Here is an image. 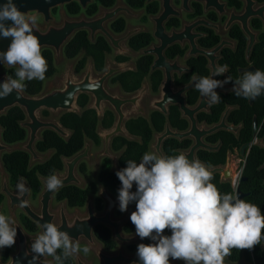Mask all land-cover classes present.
Here are the masks:
<instances>
[{"label":"flooded vegetation","instance_id":"1","mask_svg":"<svg viewBox=\"0 0 264 264\" xmlns=\"http://www.w3.org/2000/svg\"><path fill=\"white\" fill-rule=\"evenodd\" d=\"M206 1H207V4L209 3L213 4V0H206ZM170 2H171L173 11L178 13V15L171 14L169 18L164 22L163 27L165 30V34L167 36H172L173 33L179 34L178 41L168 46V48L163 51V56L165 60L171 65L176 64L177 66L176 69H173L171 71H166L164 68L156 67V62L158 61L157 50L161 46V41L156 37V31H157L156 19L159 18L163 13L164 0H145L144 6L139 9H135L132 6H130V4L128 3V0H115L114 5L111 7H105L104 5L100 3V0H92V3L89 4L86 9L82 8L79 3L74 2V3H77L81 9V12L76 15H73L68 11V8L74 3H71L64 7H58L51 11V17L54 20V25L59 26L62 24L64 17L70 21L80 20L82 18L86 19L87 21H93L101 17L104 12H112L115 9H117L119 6L125 7L129 9L133 15L128 16L125 13L119 14L114 20L106 24V30L111 34L112 38L115 40H121V39H124L125 37H128L129 35L131 36L128 38L126 42L121 43L120 45L121 50H120L116 48L112 44L111 40L108 39L107 36L101 32L95 36V39L93 41L91 40V33L89 30H82V31L77 32L74 35V37L69 41L67 46L71 43V41L79 33L85 32L88 35L89 42L93 45L97 43L99 38H103L108 44L110 48V52H107L105 54L103 69L101 71H98L95 67L93 58L87 56L85 52L80 53L76 58L70 59L65 55V49H64L63 57H66L68 60H71V61L77 60V63L75 67H71L68 70L65 77L57 84L55 83V84L48 85V82H52L54 78L56 77V74H57L56 63H60V62H57L55 52L52 49L42 50L41 51L42 55H43V52L45 51H49L52 53L56 73H54L53 76L49 78H45L43 80V88H42V91L38 95L30 96L25 92V90H22V92L26 96L30 98H38L42 96L46 91H48L50 87H58L61 84V82L64 79H66L70 71H72V78L75 81H80L84 78V76L87 74L89 69H92V75L94 79L101 78L104 75L108 74L109 69H114V70H119V71L116 72L113 76H111L107 80L106 85H105L106 90L112 95L117 94L121 99H124V100L133 99L138 96H140L141 98L137 104L138 109H136L132 104H128L124 107L123 112L125 115V119H124L123 125L121 126L122 133H117V134H114L116 130L118 129L117 124L119 122V115L117 111L114 108H112V106L109 105L108 103H104L102 105V109L100 113L93 106L95 103L94 96L89 93H81L77 96L74 112H63L58 117H56L51 111L43 110L40 113V118L43 121H53V122L58 123L66 131V133L68 134V137L66 138L62 137L58 133L52 130L41 131L40 140L35 143L34 149L36 153L44 159L42 161L33 162L32 156L29 153L21 149L22 146H25L27 144L28 139H29V131L27 129L22 128V124L28 122V118L25 112L23 111V109L19 107H15V108L21 109L26 117V120L20 124L21 128L26 131V139L24 141L17 143V144H13V145L6 143L3 138L4 128L2 127L0 123V127L3 130V133L0 135L3 144L8 145L14 149L13 152L3 153L0 157V195L3 197V201L0 205V214L5 215V211H7L6 215L11 217L15 221V224L13 226L17 228V236L15 238L16 243L12 247H5L4 250L2 251V263L3 264H8L12 256L18 252L21 240H24V238L27 241H30L31 239H36L37 235L43 232V228L41 227V224L38 221H35L34 219H32L24 207L12 205V200L9 194L13 196H17L19 199H21L22 197L18 195L17 187L12 184L11 176L4 163V157L14 152L26 153L30 158L29 165H28V172L33 171L39 166H43L47 164L48 161L51 159V157L54 155V150H49L48 152H45V153H41L38 150V145L39 143L43 141L45 132L51 131L57 134L61 139L65 140L66 142H69L74 135L73 130L64 128L60 123L61 117L65 114H74V115L82 117L88 111L94 112L96 116V120L98 122L97 128H96V135L98 136L99 144H96L91 138L84 135L82 150L71 158H63L62 170H58L55 172L59 178L61 179L66 178L67 170H68L66 162L73 161L76 157L83 154L86 151L87 147L89 146V157L79 162V164L76 167L75 176H76L78 183H72V184L63 186L52 195V200L49 206V212L55 216L54 224L56 226H59L61 224V220H62L61 213L63 211L67 220L71 221L72 224H75L76 227L78 228L81 227L80 229H82L85 236H83L78 241L80 245L86 244V246L90 248L91 254L97 258V262H98L97 264H140L139 258L137 256V246L141 243L146 244V245L155 243L154 241L148 238L141 240V238L136 235L135 226L130 221L131 213L136 211L135 202L130 203L128 210L126 212L119 211V206L111 208V206L109 205L108 199H111L117 202L118 196L112 190H110L109 187H106L101 183L100 173L103 170L104 166L106 167V164H108L109 166L108 171L110 174L115 175L117 171L122 169L120 165V161L123 155L125 154V152L127 151V146H123L119 149H116L115 148L116 141L123 139L127 141L128 143L141 144L142 143L141 139L137 136L132 135L129 132L128 124L132 121L143 119L147 121V123L152 128V116L155 113L161 114L166 119V123L164 126V130L161 133L154 131L152 141L148 147V152H156L155 147L158 143V137L166 133L167 125H169L172 131L174 132H178V133L188 132L190 129L191 123L188 119L184 118V114L180 110L179 106L169 105L167 107L168 115H165L160 110L154 108L153 104L155 101H159L163 98V89L168 80V77H170V80L172 82L173 92H177L185 87H190L191 85H193V82L198 79L197 75L193 73V70L190 67V62L193 60H197L200 58L205 59L207 61V69L209 71V77H212L213 70L211 69V61L207 59L206 57L201 56L200 54H197V52H195L194 50L193 45H195L196 48L200 51L212 52L221 44L222 41H226L230 43V45L227 48H225L223 51H221L218 54L219 60H217L216 66H221L220 63L223 60V54L226 51L235 53L237 50V42L231 38V33L233 32L235 28H238L242 32L244 37L246 38L245 59H246V62L250 64L254 50L256 46L260 43V38L264 36V21L260 17L252 18L249 22V27L253 33L257 34V38H256L257 43L255 44L251 52V55H250V60L248 61L247 60V49H248L249 40L246 34L244 33V31H242L240 24L233 23L230 25V28L227 27V23L230 19L229 13L235 12L236 15H240L244 12L245 3L242 0H221L222 4L227 5L226 6L227 13L221 14V15L216 8L211 7V6L207 7L206 4L202 2L201 0H170ZM255 2L257 3L258 6H261L264 4V2L261 3L259 0H255ZM237 3L239 4V6L237 5ZM93 5H96L98 10L96 14H94L93 16H89L88 10ZM185 5H187V8L185 7ZM150 6L158 7V10L155 14H150L148 12V9ZM38 17L41 21L37 22L36 26H38L42 30H45L47 27L45 18L41 15H38ZM120 20H122L125 23V28L122 32L118 33L114 31L113 25L117 21H120ZM130 21L139 22V23L134 26L132 25V23L130 24ZM200 21H204L205 23L213 27H218L219 30H217L216 28H209L205 24H202V23L199 24L198 27L193 28L191 30L190 27ZM255 22L260 23L261 27L256 28L254 24ZM174 23H177V25H175ZM189 28L191 30L190 32L187 31V29ZM135 31H138V32H135ZM142 35L150 36L152 41L146 47L140 50L133 49L131 47V42L134 39ZM212 36H217L220 39L218 45H216L213 48L204 47V44L208 43V41L212 39L211 38ZM175 48L178 49L181 53L177 54L174 57H170L169 56L170 51ZM112 53L115 54L116 64H111L108 61V56ZM82 55L83 57L80 58ZM143 58H151L152 60L149 72L146 76L142 78L140 87L136 91L127 92L122 86V84L117 79L123 75L126 76V75L137 74L139 72L138 64L140 60ZM84 59L86 60L85 67L81 71H79L78 65L80 61ZM0 67H3L6 70V73L0 74V77L10 76V73L16 70L17 68V67H13L11 69H8L5 64H0ZM251 67L252 66H249L248 68H251ZM248 68L240 69L239 74H241L240 73L241 70H246ZM228 72H229V69H227L226 75L225 76L222 75L221 77H226ZM157 73L161 75V83L158 88V91L155 92L153 89V76ZM186 77H191L190 82H188L187 84L178 85V82L183 80ZM217 77L219 76H214V79H216ZM129 80H131L130 77H129ZM129 83L131 84V82ZM224 86H229V85H224ZM193 91H197L195 89V83H194V87L192 86V89H190L184 94L186 104L190 109H195L199 105L202 99L201 94L199 92V97H198L196 104L192 106L189 105L188 95ZM217 94L225 95L221 93H217ZM81 97L88 98V103L85 107H81L79 105V99ZM216 105L208 106V112L203 111L202 113L196 116V120L198 122L199 127H203V126H206L207 128L212 127V126L207 125L206 123H200L199 117L201 114H210L212 108L215 107ZM228 107H236V106H228ZM228 107H226L224 113L226 112ZM172 108H176L180 114L181 120L186 121L188 123V129L186 131H178L174 129L172 125L170 124L169 117H170V111ZM11 110L7 111L6 114L0 115V121H1V118L7 116ZM44 112L49 113V116L44 117L43 116ZM108 113H110L113 117L112 125L103 124ZM50 115L56 118L57 121L51 120L49 118ZM112 134L114 135L110 136V138L107 139V137ZM207 139H206V143H208ZM107 140H109L108 154H106ZM169 141H177L179 143H182L184 141L191 142L190 148L186 150H178L179 154L189 152L190 149L194 145V142L191 139H184L182 141H180L179 139H169V140H166L161 146V152L164 155H166L164 151V146ZM219 143L222 144V142H219ZM218 144L216 145L209 144V145L217 146ZM95 149L98 151L95 152ZM200 152H204V151H199L196 154L197 159H199L198 154ZM248 152H250V150L246 152V155L248 154ZM235 153H239L240 159L243 161L242 166L239 170V171H242V175H243V171H244L243 169L245 168L247 159L241 157V150L240 152H235ZM231 155L233 154L228 155L227 160L231 159L230 158ZM91 166H93L94 168L93 174L90 173ZM82 169H84V172ZM4 177H6L5 185H4ZM36 177L41 186L40 191L38 192V194L34 195L30 184L25 179L26 187L30 189V192L26 193L25 195H27L26 196V200L28 202L27 206L30 208V210L35 215H40L42 213V207H43L42 202H41L42 197L47 192L46 179H45L46 176H42L39 172H36ZM94 179L95 181H93ZM120 187H121V184L117 186V188H120ZM70 188L79 190L81 191L82 194H84L85 200L81 206H71L68 200L58 199V195L61 192H63L66 189H70ZM131 191L135 192L136 189L132 188ZM105 194L108 197V199H106ZM33 202H36L37 206H34ZM90 210L92 211V215L94 219L98 220L97 222H95L94 226L92 227V240H89L88 238L89 231H88L87 221L89 218ZM128 215H129V219L126 220V217ZM27 221L30 222V224L34 226L35 229L33 231L28 228V225L26 224ZM102 228L108 231L111 246H108L106 242H104L97 236L99 229H102ZM75 233H76V236H79V230L77 228L75 229ZM163 234L170 236L172 233L169 229H166ZM75 241L77 240H73V242ZM61 251L62 250H57V254H61ZM7 252H8V259L5 260L4 256ZM70 258L73 260V264H79L78 258L84 264H93L87 258H85L81 252L74 254ZM45 259L46 261L50 262V264H56V262L53 260V257L51 256H48ZM243 263L245 264V262ZM169 264H185V262L183 260H173L170 257Z\"/></svg>","mask_w":264,"mask_h":264},{"label":"clouds","instance_id":"2","mask_svg":"<svg viewBox=\"0 0 264 264\" xmlns=\"http://www.w3.org/2000/svg\"><path fill=\"white\" fill-rule=\"evenodd\" d=\"M38 15L22 12L14 0L0 4V36L12 38L6 52H0V64L19 66L15 78L7 76L0 84V99L7 98L26 88V81H43L48 64L41 52L39 38L34 35ZM11 21V24L7 22ZM227 65L217 66L213 76L199 77L195 89L211 106L221 101L215 89L234 82L232 89L236 97L246 100L264 95V71H245L236 79H214L222 76ZM172 102L171 98L168 99ZM127 167L115 173L121 182L118 189L119 211L126 212L130 203L135 202L136 211L130 215L136 235L141 240L148 238L155 243L139 244L137 256L140 264H169V258L183 260L185 264H225V257L232 249H253L264 239V215L259 206L240 199L238 194H222L213 179L211 165L199 159L189 160L183 153L164 155L145 152L137 163L126 161ZM46 179L49 192L63 187V181L53 170ZM136 191L132 192L133 185ZM18 195L23 197L30 189L24 177L17 184ZM20 201V207L27 205ZM15 221L0 214V249L16 243ZM43 232L37 235L31 245L33 261L40 256H51L56 264L81 250L85 255L88 246L81 247L73 242L68 232L59 231L52 222L41 225ZM169 229L171 235H164ZM57 250H62L57 254Z\"/></svg>","mask_w":264,"mask_h":264},{"label":"trees","instance_id":"3","mask_svg":"<svg viewBox=\"0 0 264 264\" xmlns=\"http://www.w3.org/2000/svg\"><path fill=\"white\" fill-rule=\"evenodd\" d=\"M261 3L264 0H259ZM115 0H100V3L105 7H111L114 5ZM145 0H128L130 6L135 9L142 8ZM233 3V2H232ZM234 4V3H233ZM239 6V4L237 3ZM97 6L93 5L88 10V15L93 16L97 12ZM158 10L157 6H150L148 12L155 14ZM68 11L76 15L81 12V9L77 3L72 4ZM177 25V23H174ZM256 28H260L261 25L258 22L254 23ZM125 23L120 20L113 25L114 31L120 33L124 30ZM212 39L208 43L204 44L206 48H213L218 45L220 39L217 36H212ZM231 38L237 42V50L235 53L226 51L223 54V60L220 65H227L229 72L226 77H217V80H224L227 77H231L233 81L238 79L240 69L254 67L256 70L264 71V36L260 38V43L256 46L251 63L248 64L245 59L246 50V38L242 32L235 28L231 33ZM152 41L148 35H142L131 42V47L135 50H140L146 47ZM85 52L87 56L92 57L95 63V67L98 71H101L104 66L105 54L110 52V48L103 38H99L96 44H91L88 39V35L85 32L79 33L71 43L65 48V55L70 58H76L80 53ZM181 53L178 49H172L170 51V57H174ZM43 56L48 64V71L45 73V77L49 78L56 73L53 61V55L49 51L43 52ZM151 58H143L140 60L138 67L139 72L134 75H123L117 80L122 84L127 92L136 91L141 84V80L149 72L151 65ZM86 64V60L80 61L78 70L81 71ZM190 67L193 73L197 75V78L209 76L207 69V61L203 58L193 60L190 62ZM15 71L10 73V76L15 78ZM129 77L131 80H129ZM135 77V78H134ZM191 77H186L178 82V85L187 84L190 82ZM131 82V84L129 83ZM25 92L30 96L38 95L43 88V81L32 80L26 81ZM161 83V75L159 73L153 76V89L155 92ZM225 85L233 86L234 82L227 83ZM221 101L212 108L210 114H201L199 117L200 123H206L209 126L216 125L220 122L222 115L228 106H236L237 109L230 113L228 123L237 127L243 125L238 137L233 134L220 132L207 139V142L212 145H216L222 142V148L217 153L200 152L198 158L206 165H211L212 168L225 166L227 157L229 154L240 152L241 148L247 144H253L250 149L249 155L246 160L243 176L245 182L242 183L239 188L245 195V200L260 207L261 214L264 215V148L256 144L257 142L264 143V95L259 96L254 105H250V100H246L242 97L238 98L234 93L228 95H220ZM199 97V91H193L188 95V104H196ZM88 103L87 97H81L79 99V105L85 107ZM44 117H48L49 113L44 112ZM26 120L23 111L19 108H15L9 112L5 117L1 118V125L4 128V141L8 144H17L26 139V131L20 126ZM257 121L258 136L254 137V121ZM113 117L110 113L107 114L104 120L105 125H112ZM169 122L172 127L178 131H186L188 129V123L181 120L180 114L176 108H172L170 111ZM61 125L69 130L74 131V135L69 142L61 139L57 134L47 131L44 134L43 141L39 143L38 150L41 153L54 150V155L48 161L47 164L39 166L31 172H28L29 156L23 152H14L4 157L5 166L11 176V181L14 186L20 182V177H24L30 184L34 195L38 194L41 189L40 183L36 177V172H39L42 176L48 177L52 174L53 170L58 171L63 168V158H71L83 148V137L86 135L91 138L96 144H99L98 136L96 135L97 120L95 113L92 111L86 112L82 117L74 114H65L60 119ZM166 119L159 113H155L152 116V128L143 119L132 121L128 124L129 132L141 139V144L128 143L127 141L120 139L116 141L115 148L119 149L123 146H127V151L123 155L120 161V165L123 168L127 167L126 161L135 160L140 162L143 154L148 152V147L152 141L154 131L161 133L164 130ZM191 142L184 141L179 143L177 141H169L164 146L166 155H179L178 150H186L190 148ZM109 166L106 164L100 173L101 183L109 187L117 196V186L121 184L118 177L114 174H110ZM84 172V169H82ZM215 184L218 190L222 194L233 193L236 194V189L229 183H223L219 175L214 176L210 181ZM133 188L136 189L135 184ZM59 200H68L71 206H81L85 200L84 194L76 189H66L58 195ZM3 201V197L0 195V205ZM30 230H34V226L30 222H26ZM264 235V233H262ZM97 236L106 242L108 246H111L109 239V233L105 229H99ZM264 239L261 240L260 245H256L253 249L237 250L232 249L231 255L228 257L232 264H238L245 262V264H264ZM4 259H8V252L5 254ZM64 264H73V260L69 257L64 261Z\"/></svg>","mask_w":264,"mask_h":264},{"label":"water","instance_id":"4","mask_svg":"<svg viewBox=\"0 0 264 264\" xmlns=\"http://www.w3.org/2000/svg\"><path fill=\"white\" fill-rule=\"evenodd\" d=\"M206 4L207 7L211 6L218 10V12L221 14H226V4H222L221 0H213V4H207L206 0H201ZM245 3L244 12L240 15H236L235 12L229 13L230 19L227 23V27L230 28V25L233 23H239L241 26L242 31L246 34L248 37V49H247V60H250L251 52L257 43V34L253 33L250 30L249 22L252 18L260 17L264 21V4L261 6H258L255 0H242ZM6 0H0V4L5 3ZM14 2L17 4L18 8L25 13L29 14H36L41 15L45 18L47 27L45 30L40 29L38 26L34 28V35H36L41 44V51L44 49H52L55 52L56 60L57 62H61L63 59L64 49L69 43V41L74 37V35L82 30H89L91 33V40L93 41L95 39V36L98 33H103L107 36L108 39L111 40L112 44L121 50L120 45L123 42H126L128 37H125L121 40H115L112 38L111 34L106 30V24L112 20H114L119 14L125 13L128 16H132V12L125 8L119 6L117 9H115L112 12H104L103 15L93 21H87L86 19L82 18L80 20H68L65 17L63 18V22L61 25L56 26L54 25V20L51 17V11L53 9H56L58 7H64L66 5H69L71 3L77 2L81 5L82 8L86 9L89 4L92 3V0H14ZM187 8V5H185ZM171 14L178 15V13L174 12L171 6L170 0H164L163 5V13L162 15L156 19L157 22V31H156V37L161 41V46L157 50L158 55V61L156 62L157 68H164L166 71H171L173 69H176V64L171 65L168 63L164 56L163 51L168 48V46L174 44L178 41L179 34L173 33L172 36H167L165 34V30L163 27L164 22L169 18ZM8 24H11V21L7 22ZM205 24L209 28H216L219 30L218 27H213L204 21H200L194 25H192L190 28L191 30L193 28L198 27L199 24ZM187 29L188 32L191 30ZM138 32V31H135ZM12 41V38H4L0 36V52H6L8 50V47ZM230 45V43L226 41H222L221 44L212 52H204L200 51L196 48L195 45H193L195 52L197 54H200L201 56L206 57L211 61V69L213 72L215 71L216 62L219 60L218 54L223 51L225 48H227ZM151 52V51H150ZM8 69H11L13 67H19L13 66L9 67L7 64H5ZM155 68V67H154ZM256 69L251 67L246 70H241L240 73L242 74L245 71H255ZM119 70L109 69L108 74L104 75L101 78L94 79L92 75V69H89L87 74L84 76V78L80 81H75L72 78V71L69 72L66 79H64L61 84L58 87H50L48 91H46L42 96L38 98H30L26 96L22 91L19 93H16L15 90L12 94H10L7 98L0 99V115L6 114L7 111L19 107L23 109L25 112L28 122L22 124L23 129H27L29 131V139L25 146H22L21 149L25 152L29 153L32 158L33 162L36 161H42L44 160L42 157H40L35 149L34 145L37 141L40 140V133L44 130H52L56 133H58L62 137H68V134L66 131L56 122L53 121H43L40 118V113L43 110L51 111L56 117H58L63 112H74L75 111V104L77 96L81 93H89L92 94L95 98L94 107L101 113L102 105L104 103H108L109 105L114 108L118 115H119V122H118V129L114 134L122 133L121 126L124 123L125 115L123 112V109L126 105L132 104L136 109H138L137 104L140 100V96L135 97L133 99H121L117 94H110L106 88V82L107 80L113 76L116 72ZM227 72V71H226ZM226 72L223 74L226 75ZM213 76V74H212ZM214 78V77H213ZM6 77H0V84L4 82ZM185 87L177 92L172 91V82L170 80V77H168V80L165 84V87L163 89V98L159 101H155L153 104V107L160 110L165 115H168L167 107L169 105L179 106L180 110L184 114V118L188 119L191 123L190 129L186 133H178L172 131L169 125L166 127V133L160 137H158V143L155 147V150L158 154H162L161 152V146L162 144L169 139H179L180 141L184 139H191L194 142L193 147L190 149L189 152L183 153L189 160H192L193 158H196V154L199 151L204 152H210V153H216L220 150L222 144L219 143L217 146H212L206 143V139L208 137L214 136L220 132L230 133L235 135L236 137L239 135L241 129L243 128V125H240L239 127H234L233 125H230L228 123V117L229 114L236 110L237 107H228L224 115L222 116L219 124L212 126L211 128H207L206 126L199 127L198 122L196 120V116L203 111L208 112V104H206L205 98L202 97L199 105L195 109H190L185 101L184 94L192 89V86ZM234 86H224L223 88H217L215 91L217 93L221 94H229L233 93L232 89ZM0 91H2V88H0ZM169 98H171L172 102H169ZM257 98H255L256 100ZM255 100H251L250 104L253 105ZM216 105V104H212ZM3 133V130L0 127V135ZM109 135L107 139L110 138ZM254 137L258 136V125L257 121L254 122V131H253ZM108 143L109 140H107V147H106V154H108ZM256 144L260 145L264 148L263 142H257ZM253 144H247L244 145L241 149V157L246 158L249 154L246 155V152L249 151L252 148ZM14 149L8 145H4L0 136V157L3 153H11ZM89 157V146L87 147L86 151L76 157L71 162H66L67 165V176L64 179H61L63 181V186L72 184V183H78L76 179V167L84 159H87ZM213 172V177L219 175L221 177V181L223 183H229L232 185L233 188H236V194L239 195L240 199H244L245 195L241 192L239 186L245 182V178L242 175V171H239L235 165L234 162L231 159L227 160L226 166H220L210 169ZM244 170V169H243ZM6 184V177H4V185ZM57 192V191H56ZM55 192H47L42 197V213L40 215H35L30 208L26 205L24 208L29 214V216L34 219L35 221H38L41 225L45 222H52L54 223L55 216L52 215L49 212V206L50 202L52 200V195ZM10 198L12 200V205H20L21 200H26V196H23L21 199H19L17 196L10 195ZM106 199L108 197L105 194ZM109 200V205L111 208L119 206V201L115 202L111 199ZM61 224L58 227L59 231H65L68 232L69 236L72 238V240H80L84 235V232L82 229L76 227L75 224H72L71 221L67 220L64 212L61 213ZM129 219V215L126 217V220ZM125 220V221H126ZM82 221V219H81ZM97 219H94L92 215V211H89V218H88V238L89 240H92V227L94 226L95 222H97ZM123 221V222H125ZM79 230V236H76L75 229ZM35 242V239H31L30 241H27L25 238L24 240L20 241L19 250L16 254H14L8 264H50V262L46 261L47 255L40 256L37 260L33 261V256H36L37 254L33 253L31 251V245ZM4 248L0 249V264L2 263V251ZM79 264H84L79 258H78ZM225 264H231L229 259H225ZM239 264H244L243 262Z\"/></svg>","mask_w":264,"mask_h":264},{"label":"rangeland","instance_id":"5","mask_svg":"<svg viewBox=\"0 0 264 264\" xmlns=\"http://www.w3.org/2000/svg\"><path fill=\"white\" fill-rule=\"evenodd\" d=\"M41 21L40 19H38V22ZM132 23V25H137L139 22H133V21H130V24ZM83 55L80 57L82 58ZM108 61L109 63L111 64H116L115 62V54L112 53L108 56ZM77 63V60H74V61H71V60H68L66 57H63L62 61L60 63H56V70H57V74H56V77L54 78V80L52 82H48V85L50 84H57L58 82H60L66 75V73L68 72V70L71 68V67H75ZM6 73V70L3 68V67H0V74H5ZM116 87V86H115ZM51 120H56V118H54L52 115H50L49 117ZM98 150L95 149V152H97ZM231 160L234 162V165L235 167L240 170L241 166H242V163L243 161L240 159V156H239V153H235L233 155H231ZM93 171H94V168L93 166H91V170H90V173L93 174ZM96 178V177H94ZM95 181V179L93 180ZM33 205L34 206H37V203L36 202H33ZM7 211H5V215H6ZM7 216V215H6ZM83 246H86V244H82L81 247ZM83 256L85 258H87L90 262H92L93 264H97V258L91 254V252H89L87 255H85L83 253V251L81 250L80 251Z\"/></svg>","mask_w":264,"mask_h":264}]
</instances>
